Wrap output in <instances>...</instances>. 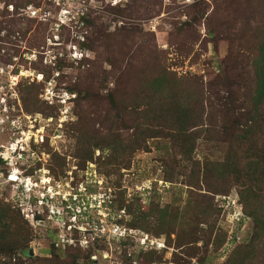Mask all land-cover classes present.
Here are the masks:
<instances>
[{
  "label": "rangeland",
  "instance_id": "rangeland-1",
  "mask_svg": "<svg viewBox=\"0 0 264 264\" xmlns=\"http://www.w3.org/2000/svg\"><path fill=\"white\" fill-rule=\"evenodd\" d=\"M259 11L264 12V0H0V155L25 150L18 175L24 171L31 176L25 180L26 190L38 182V188L44 184L54 196L43 207H30L19 181L9 180L17 171L0 159V205L17 212L31 233L27 252L33 255L28 259L17 252L12 263L38 264L56 255L70 261L72 250L80 249L94 253L79 264H140L137 256L146 253L141 245L146 237L166 248L162 262L155 264H175L174 255L185 259L176 249L177 233L156 237L155 232L128 227L132 217L118 207L131 202L136 211L147 212L154 204L178 210L181 217L191 199L199 205L214 203L222 211L215 232L226 234L227 240L219 251L210 248L204 264H223L237 246L247 242L254 225L243 219L237 189L215 195L203 183L200 190L190 188L197 175L193 165L179 169L175 163L173 168L171 161L166 167L165 159L171 154L167 141L149 140V149L136 151L129 170L108 175L105 159L98 161L99 151L80 168L71 127L79 123L78 116H84L87 131L103 132L108 126L102 127L100 121L110 106L102 98L88 100L86 91H100L106 97L117 89L128 99L139 88L135 80L140 72L152 69L153 62L144 63L153 56L177 77L197 78L212 96V109L208 105L207 111L215 114L218 105L226 126L235 130L245 109L227 99L230 94L235 102L241 98L239 76L249 71V66L244 67L252 56L250 41L239 30L246 18ZM83 15L96 21L102 34L96 52L88 47L92 28ZM192 17L200 23L182 31L185 22L193 23ZM209 26L215 29L213 36ZM29 95L37 99L35 105L26 104ZM92 113L99 116L95 125L88 119ZM121 133L131 135L133 130ZM227 150L225 144L201 142L192 157L220 160ZM173 170L174 183L166 182ZM199 230L202 241H207L208 226ZM124 242L131 245L127 257L134 261L123 255ZM9 260L0 257L2 263ZM199 261L200 257L190 264Z\"/></svg>",
  "mask_w": 264,
  "mask_h": 264
},
{
  "label": "trees",
  "instance_id": "trees-1",
  "mask_svg": "<svg viewBox=\"0 0 264 264\" xmlns=\"http://www.w3.org/2000/svg\"><path fill=\"white\" fill-rule=\"evenodd\" d=\"M192 20L193 23L185 22L182 25V31L192 27L194 23H200L196 18L192 17ZM83 21L92 28L87 43L88 47L96 52L102 43V34L98 32L96 21L91 20V17L86 18L84 15ZM208 32L213 36L215 29L209 26ZM239 33L249 39L252 56L248 57L250 65L246 64L244 67L246 69L249 66V71L245 76H239L241 98L235 102L232 99L235 95L230 94L227 99L241 103L245 109L241 120L234 127L235 130L226 126V119L217 111L218 105L215 106V114L207 111L208 105L212 109V96L205 91L197 78H179L165 68L163 60L149 56L144 64L151 61L154 63L153 67L151 70L140 72V79L135 80L139 82V88L128 99L126 93H118L117 89L109 92L106 97L101 96L100 91L93 93L95 95L86 91L88 100L102 98L110 106L100 121L102 127H108L104 128L103 132L90 133L91 130L87 131L86 125H83L85 117L78 116L79 123L71 127V138L78 144L76 158L80 168H85L88 162L93 161L95 153L99 151L101 154L98 161L105 159L102 163L108 169V175L129 170L136 151L149 149V140L167 141L171 154L165 159L166 167L171 161V166L174 168L176 163L175 167L179 169H185L192 164L197 175L188 186L196 190H200L202 183L207 186L209 193L215 195H226L236 188L243 207V219L253 222L252 236L245 244L237 246L223 264H264V12H253L246 18V23ZM109 61L116 65L114 60ZM98 77L103 75L98 74ZM36 101L37 99L29 95L25 102L35 105ZM88 119L95 125L99 116L92 113ZM126 120L128 122L125 123ZM126 124L130 126L126 127ZM124 129H132L133 134H122ZM201 142L225 144L228 150L220 160H194L192 156ZM179 173L178 175H181ZM174 175L175 170L166 182L174 183ZM220 187L224 189L221 190ZM31 202L37 205V199L33 198ZM134 203H122L118 207L119 211H124L127 216L132 217L128 225L130 229L148 234L155 232L156 237L166 235L170 238L177 233L176 249L182 252L185 259L174 255L175 264H190L198 257L199 263L204 264L209 260L210 248L212 247L214 252L219 251L227 240L226 234L220 236L219 231L215 232L222 211L214 203L199 205L195 199H191L185 207L183 217L178 210L175 211L169 206L160 209L154 204L149 206L147 212L140 209L136 211ZM201 225L208 226L207 241L201 239ZM30 235L29 229L18 218L17 212L12 211L10 206L0 205V257L10 259L9 262L0 264H16L12 263V257L15 261L14 254L17 252L23 253L29 259L30 252H27V247ZM103 242L105 239L99 242L98 246L104 245ZM122 246L125 247L123 255L126 260L134 261L132 256L130 259L127 257L131 245L124 242ZM165 249L145 250L146 253L141 252L137 256L138 261L140 264L161 263ZM72 251L75 253L71 255L70 261L62 260L56 255L55 259H46L38 264H79V260L90 259L94 253L92 250L85 253L80 249ZM162 251L163 253H157Z\"/></svg>",
  "mask_w": 264,
  "mask_h": 264
},
{
  "label": "built area",
  "instance_id": "built-area-1",
  "mask_svg": "<svg viewBox=\"0 0 264 264\" xmlns=\"http://www.w3.org/2000/svg\"><path fill=\"white\" fill-rule=\"evenodd\" d=\"M17 151L18 150L15 149V150H12L8 154L9 156H11V159L14 158L16 160V162H14V160L11 161L10 157L8 158V155L6 157L5 154H1L0 155V159L4 160V162L12 168V170H13L12 172L17 171V173H18V172L21 171V169L18 167V162L21 161V160H24V158H25V155H24L25 150H22L20 153H17ZM11 177H12V174H10L9 178H11ZM17 177H18V181H19V187L22 186L20 188L25 190L24 193H25L26 196H29V198H26L27 199L26 203H28L30 207H32V206L36 207L37 205L40 206V207H43L44 205H46V203L50 202L54 198V196H50V194H49L50 192L47 193L46 187L44 186V184H42V186L38 188V182L34 183L35 184L34 187H32L31 189L26 190L27 186L25 184V180L30 179V177H25V172L24 171H23V174H19V175H17ZM18 181L15 180V182H13V183H16ZM36 185H37V187H36ZM33 198L37 199V205H33L31 203ZM141 241H142L141 245L143 247H146L145 250H149V249H154L155 248L156 250L159 251V250L164 249V248H162V246H163L162 244H160L158 242H154L153 240H150L148 237L143 238Z\"/></svg>",
  "mask_w": 264,
  "mask_h": 264
},
{
  "label": "bare ground",
  "instance_id": "bare-ground-1",
  "mask_svg": "<svg viewBox=\"0 0 264 264\" xmlns=\"http://www.w3.org/2000/svg\"><path fill=\"white\" fill-rule=\"evenodd\" d=\"M17 175H18L17 172L13 173V174H12V177L9 178L10 182H15V180L18 181V177H17ZM31 185H32V184H31Z\"/></svg>",
  "mask_w": 264,
  "mask_h": 264
},
{
  "label": "water",
  "instance_id": "water-1",
  "mask_svg": "<svg viewBox=\"0 0 264 264\" xmlns=\"http://www.w3.org/2000/svg\"><path fill=\"white\" fill-rule=\"evenodd\" d=\"M33 255V252L32 251H30V256H32Z\"/></svg>",
  "mask_w": 264,
  "mask_h": 264
},
{
  "label": "clouds",
  "instance_id": "clouds-1",
  "mask_svg": "<svg viewBox=\"0 0 264 264\" xmlns=\"http://www.w3.org/2000/svg\"><path fill=\"white\" fill-rule=\"evenodd\" d=\"M25 177H31V176H25ZM16 183H18V182H16ZM20 187H22V186H20ZM21 189V188H20ZM32 203V202H31Z\"/></svg>",
  "mask_w": 264,
  "mask_h": 264
}]
</instances>
